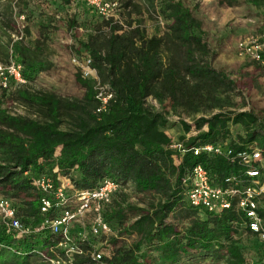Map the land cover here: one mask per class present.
I'll use <instances>...</instances> for the list:
<instances>
[{
  "label": "trees",
  "instance_id": "1",
  "mask_svg": "<svg viewBox=\"0 0 264 264\" xmlns=\"http://www.w3.org/2000/svg\"><path fill=\"white\" fill-rule=\"evenodd\" d=\"M250 2L264 5V0ZM157 3L154 8L167 21L161 34L148 36L139 23L124 29L102 20L78 42L77 53L87 52L99 80L113 91L104 110H98L93 81L79 72L75 81L82 88L81 96L60 97L25 85L9 92L2 88L3 95L14 94L33 107L35 116L11 114L0 101V194L14 201L24 223L38 224L39 193L33 179L42 174L55 177V167L78 189H91L110 179L148 198L141 205L127 202L121 188L104 209L105 220L118 236H133L129 242L110 239L113 250L107 264H247L246 246L236 234L242 215L233 209L210 213L189 206L182 180L195 164L205 167L216 183L237 173L236 163L223 156L195 155L193 148L225 141L229 125L238 124L245 133L229 142L241 149L258 136L264 138V124L252 111L235 108V81L212 65L214 54L192 9L182 0ZM3 4L11 8L0 0ZM75 23L71 20L69 27ZM10 24L9 14H1L3 34ZM45 49L39 41L29 45L0 40V60H15L28 84L48 66ZM148 98L162 104V109L149 105ZM169 113L191 120L179 121L183 153L170 148L172 140L165 132ZM257 144L264 157V140ZM56 241L44 230L17 238L0 223V264L39 261L32 250ZM250 246L264 256L263 244L256 240Z\"/></svg>",
  "mask_w": 264,
  "mask_h": 264
},
{
  "label": "built area",
  "instance_id": "2",
  "mask_svg": "<svg viewBox=\"0 0 264 264\" xmlns=\"http://www.w3.org/2000/svg\"><path fill=\"white\" fill-rule=\"evenodd\" d=\"M1 1L9 2L14 7L19 0ZM69 1L72 6L82 8L103 21L125 29L122 15L129 7L126 4L136 0ZM155 19L159 25H164L160 14H155ZM15 23L18 32L12 35L14 41L23 37L25 15L17 14ZM236 49L264 68V32L239 39ZM72 61L78 65L84 78L93 81L95 98L99 102L98 110H104L113 97V91L99 80L86 51L80 52L79 56H73ZM10 81L15 86L25 83L21 76V66L13 59L6 63L0 62V86L8 89ZM175 115L178 122H191L184 114ZM170 148L179 153L185 151L183 142L179 140H172ZM193 153L223 156L229 162L236 163L239 170L224 176L221 183H216L205 167L195 164L182 180L187 204L210 213L233 209L242 215V220L236 223L237 236H251L264 245V216L261 214L264 209L262 148L254 141L236 150L226 140L205 143L193 148ZM174 159L177 161L176 156ZM53 174L55 177L42 174L32 180V185L39 193L38 209L41 220L38 224L24 223L17 215L14 201L0 194L1 223L7 232L13 233L17 238L41 230L56 236L57 241L53 245L32 250L38 256L40 264H107V258L113 250L110 239L114 237L127 241L133 237L118 236V230L103 215L104 209L122 186L110 179H104L94 188L78 189L69 177L59 174L56 167L53 168Z\"/></svg>",
  "mask_w": 264,
  "mask_h": 264
},
{
  "label": "rangeland",
  "instance_id": "3",
  "mask_svg": "<svg viewBox=\"0 0 264 264\" xmlns=\"http://www.w3.org/2000/svg\"><path fill=\"white\" fill-rule=\"evenodd\" d=\"M160 1L132 2L122 15L126 28L129 24L139 23L148 36L163 33L167 21L162 17L164 25H159L155 19V14L161 15V13L158 7L154 8V4ZM182 2L192 9L195 18L202 24L204 40L214 54L211 57L212 65L223 69L235 81L236 92L233 94L235 108L240 111H252L264 124V68L236 49V42L239 39L249 34L258 35L263 32L264 5L255 6L250 0H182ZM14 7L11 5V9L4 4L0 5V16L9 14V18L11 17L9 28L3 30L6 35L0 30V40L8 44L14 41L12 35L18 32V29L12 17L20 11V14L26 17V25L23 28V37L19 40L29 45H33L36 41L44 44L49 62L47 68L40 71L33 82L21 85L34 91H51L60 97L81 96L82 88L75 81V74L80 71L78 65L72 61V57L80 55L76 51L78 42L85 40L87 34L96 26L94 24L102 20L90 12L83 11L82 8L72 6L69 0H24L17 2ZM71 20L76 22L72 28L69 27ZM215 34L218 37H215ZM14 87V83L10 81L7 92ZM0 101L2 107L11 114L35 116L32 113L33 107L16 98L14 94L3 95L1 86ZM147 103L157 109L163 107L152 98H149ZM167 116L169 124L165 132L171 140H179L183 135L181 125L174 113H169ZM187 120L190 121V118ZM61 127L65 128L66 124L63 123ZM244 133L242 126L230 124V136L226 140H236L237 135H244ZM263 140L262 136H258L256 143ZM122 188L127 202L141 205L148 198L136 194L131 186L125 185ZM239 239L246 246L244 254L247 264H264V256L255 253L254 247L250 246L257 239L247 235H241ZM29 264L40 263L38 260H31ZM193 264L210 263L200 261Z\"/></svg>",
  "mask_w": 264,
  "mask_h": 264
},
{
  "label": "crops",
  "instance_id": "4",
  "mask_svg": "<svg viewBox=\"0 0 264 264\" xmlns=\"http://www.w3.org/2000/svg\"><path fill=\"white\" fill-rule=\"evenodd\" d=\"M76 7H77V6H76ZM77 8H78V7H77ZM78 10H79V9H78ZM82 10H83V9H82ZM83 11H85V10H83ZM85 12H87V11H85ZM214 36H215V37H218V35H217V34H215ZM218 68H219V67H218Z\"/></svg>",
  "mask_w": 264,
  "mask_h": 264
}]
</instances>
